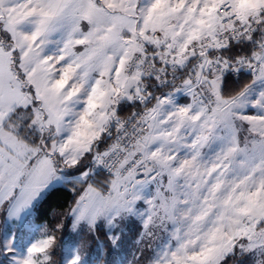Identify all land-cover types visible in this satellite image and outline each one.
Wrapping results in <instances>:
<instances>
[{
  "label": "snow or ice",
  "instance_id": "snow-or-ice-1",
  "mask_svg": "<svg viewBox=\"0 0 264 264\" xmlns=\"http://www.w3.org/2000/svg\"><path fill=\"white\" fill-rule=\"evenodd\" d=\"M101 225L96 264H264V0H0V264H82L61 232Z\"/></svg>",
  "mask_w": 264,
  "mask_h": 264
},
{
  "label": "rangeland",
  "instance_id": "rangeland-1",
  "mask_svg": "<svg viewBox=\"0 0 264 264\" xmlns=\"http://www.w3.org/2000/svg\"><path fill=\"white\" fill-rule=\"evenodd\" d=\"M73 175H75V173L70 172L68 169L65 172V176L62 177V179L60 181L56 182L55 184L61 183L63 181H68V180L72 181ZM44 194H42V196ZM32 215H33V211L30 212L25 217V222L28 224H37L38 225V223L33 221ZM117 231L120 235V240L118 241L119 246L112 248V251L114 253L112 255H115L116 253H121L124 257H126V259H128V258L131 259L132 253L135 252V248L139 245L137 243V241L139 240V232L141 231V226H140L138 221H124L119 226ZM134 231L136 233L135 237H133ZM99 232L104 233V229H103L102 225L100 226ZM25 233H26V236L21 241V246H25L27 243L31 242V240L33 238H35L36 235L38 234V229L26 228ZM97 235H98V233H97ZM68 236L72 237L74 240L84 239L86 241H92L91 244L89 243L91 248L86 251V253L82 259V264H96L98 247L104 246L101 237L98 235L100 237V239L97 240L96 236H92L90 234H87L86 230H80V229H78L76 233L67 232V235L65 236V238ZM145 243H147V241H145ZM139 246H141V245H139ZM68 255L70 256L71 252H69ZM104 259L108 260L109 258L106 255H104ZM233 264H235V262Z\"/></svg>",
  "mask_w": 264,
  "mask_h": 264
},
{
  "label": "trees",
  "instance_id": "trees-1",
  "mask_svg": "<svg viewBox=\"0 0 264 264\" xmlns=\"http://www.w3.org/2000/svg\"><path fill=\"white\" fill-rule=\"evenodd\" d=\"M129 110L130 109L127 107H125L123 109L124 112H127ZM69 171L72 172L71 169H69ZM71 182H72L71 180H68V181H63V182L58 183V184H54L51 188H49L47 190V192H45V194L37 202L38 205L42 206L40 212L36 213L35 210H33L32 219L34 222H36L38 224H42L43 221L45 219H47L49 226H52L55 223L56 218L50 215V213L53 211V209L61 210L65 207H67L71 203V201L74 199V194L69 190L71 187ZM37 217H39V218H37ZM135 234L136 233L134 231L133 237L136 236ZM66 235H67V230L62 231L61 232V239H64ZM98 235L101 237V239L103 241V245L104 246L108 245L110 247L109 242L103 238L104 233L98 232ZM137 247L135 248V251H136ZM90 248H91V246L89 245L87 250H89ZM111 252H112V254H114L112 249H111ZM105 255L108 257L107 254H105ZM128 259H130V258H128Z\"/></svg>",
  "mask_w": 264,
  "mask_h": 264
},
{
  "label": "built area",
  "instance_id": "built-area-1",
  "mask_svg": "<svg viewBox=\"0 0 264 264\" xmlns=\"http://www.w3.org/2000/svg\"><path fill=\"white\" fill-rule=\"evenodd\" d=\"M167 89H165V91H166ZM158 94V93H157Z\"/></svg>",
  "mask_w": 264,
  "mask_h": 264
}]
</instances>
